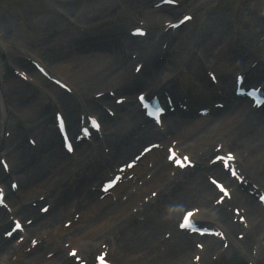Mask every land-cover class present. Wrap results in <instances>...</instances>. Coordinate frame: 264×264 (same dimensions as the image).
<instances>
[{
    "label": "bare ground",
    "instance_id": "bare-ground-1",
    "mask_svg": "<svg viewBox=\"0 0 264 264\" xmlns=\"http://www.w3.org/2000/svg\"><path fill=\"white\" fill-rule=\"evenodd\" d=\"M129 5L139 6L137 0L134 2L129 1ZM139 11L142 16H145L143 17L145 20L148 19L150 21L149 18L154 20L159 18V14H157L158 11ZM91 12L93 13V11ZM75 15L79 22L81 18L84 19L85 16L81 11H78ZM90 15L91 19H94L98 14ZM137 16H140V14H129L126 23H133ZM163 17L167 18L165 19L166 22H169L167 15ZM194 20L195 18L192 17L188 23L186 22L187 27L190 26ZM199 20L202 21L203 19ZM139 22L140 21H138V23ZM210 22L212 21L205 22L203 28L204 33L206 32L212 37H207V39L209 38L207 42H204L205 40L200 37H195V40H192L194 44L193 47L187 46L184 49L178 47V44H183L186 35L185 33L178 34L174 32L177 34L172 37V42H167L168 46L165 48V60L167 64L157 65L155 63L156 61L153 60L151 55H156V48L158 47H155V41L150 43L145 42L141 45L142 50L140 51L143 56H139L140 60H144L143 57L146 56L147 63H152V65H148V70L153 71L150 74L151 78L149 81L144 77L143 79L140 78V74H132L129 65L124 67L127 64L123 62H121V64L118 59H112L108 55L95 54L97 55L95 60L89 61L81 59L82 61L80 62H71L70 59L67 58L70 56L69 53H83L81 49L82 42L79 41V38L71 41L65 39L67 41L66 43L53 44L54 46H52V48H54V50L58 49L57 56H61L62 54L66 55V62H53L49 52L43 53V57L39 53V55L34 57V61L37 63L40 62L42 68L46 72L57 79L62 78L67 82L68 87H70V90L76 96H82L84 101L82 113L87 116L98 114V112L92 111L87 105L88 101L93 100V98L97 96V93H119L121 89L130 92L135 88L130 89L131 86L129 85L134 83L141 87L145 86L147 93L151 97L166 99L173 95L175 96L174 99H176V101L179 100L180 104L183 106L190 107L193 110L198 106L201 107L200 110L209 109L211 114H216V116L213 119L204 118L190 122L186 117L181 115L183 116L182 122L184 128H178V139L175 140L172 145L175 147L178 146V153L182 154V156H179L181 161L187 162V159H189L187 162L188 164H192L193 162L198 165V167H194L193 169L195 172L197 170L196 174H198L199 177L193 183L192 187H190V189L192 188L191 191L188 189L187 194H184V192L177 195L174 201L173 197H165L166 190L170 189L171 183L174 184L177 180L180 182L181 180L185 181L188 177L186 175L188 172L182 174L180 168L176 171L173 164H171V166L167 164L166 167H168V169L176 172L173 176L175 178L173 181L170 177L166 178L164 181V178H161L162 175L156 174L147 181L143 188L138 189L137 193H126L128 196L127 200L125 203L120 201L118 207H112L113 204L105 201L104 203L101 202V206L99 207L98 205L96 209L84 208L83 204L69 190L72 185L68 186L64 176L67 173L66 171L72 169V167H69L68 162L57 159V151L54 150L55 142L48 144L47 137H42L40 146L41 149L43 148V162L37 161L35 163L33 157L29 159V152L27 150L21 151L16 148L17 145L11 144L14 148L9 151V156H7L10 161V173H15L21 168L25 170V172L22 171L21 174L13 177L18 183L19 189H22L21 191L23 194H28L27 198H31L38 189L41 190L37 192L43 191L40 195L50 192L48 195L53 198V203L50 201L53 205L51 211L45 216H39L35 210L25 209V207L21 205H19L16 210H13V214L17 213V215H20L25 221L29 220V218H33V223L35 224L27 227V237L16 247V250L15 248H11L10 240L3 239L7 254L16 255L20 253L28 248L31 240H34L37 241L39 245L37 248L42 249L41 246H43L45 249L41 252L34 250L24 256L21 255L19 259L20 264H26V262H30V264H76L77 259H84V261L90 260L91 264H98L96 261H93L91 255L93 248L89 247L91 246L90 243L96 240L99 244L97 245V249L100 251L102 250V252L106 250L108 252L107 258L111 256L115 264H211L222 252L234 258L237 256L240 257V254L245 255L251 263L254 261V264H257L260 257H264V227L263 230L260 231H256V229L253 230V228L257 227L256 223L259 222L260 217L263 216L264 213V111L260 110L261 113L258 114L259 110L257 109L251 110L250 112L244 110L245 113L243 115L231 117V115L225 113L221 109L215 108V104L218 103L217 100H220V98L217 97L218 93L212 95L211 92L205 89H196L194 85H192L193 82L190 79L192 76L191 74L196 70L198 77H204L203 68L205 62H207L209 68H214L213 71L216 72L220 84H228L230 88L234 87L233 82H231L230 73L232 66H236L234 58L239 57V55L237 54L236 48H233L235 45L231 43L233 42L232 38H230L229 45L224 43L228 38L225 37L227 28ZM80 37L84 38L82 36ZM218 41H220L219 45L223 47L221 50L225 51V53L221 51L216 53L217 50L215 52L213 51L212 45ZM107 42L104 44L111 45L109 41ZM195 49L198 51L197 55L199 57L193 58L191 55ZM4 51L5 45L0 41V56H3L2 54ZM65 51L66 54H64ZM181 51H188L189 53L181 54ZM184 59H186V61H184ZM169 64L171 68L164 71L163 67ZM22 66L28 69L31 67L29 64H23ZM250 67L251 65L246 64L244 70L248 71ZM125 69L127 71H125ZM31 76L38 81L34 83L36 86H42L46 91L48 88L46 99H52L55 104L60 105L59 107L64 109L67 120L70 123L69 126L71 130H74L72 126H74V122L76 123V119L80 116V114H77V109L75 113H69L75 106L74 99H72L68 93L57 90L38 72H34ZM11 82L10 88H8L7 85L5 87L7 91L3 89L0 91V100L5 104L7 101L5 98L8 95L9 99H13L15 105L21 107L19 94L26 91L25 85L23 86L19 83L20 81L16 82L12 80ZM50 87L58 91V93L53 95L54 93L50 90ZM79 88L85 89V93L80 91ZM122 90L121 93L123 92ZM20 91L21 93H19ZM194 94L195 97H197L196 99L193 96ZM83 97L86 99L84 100ZM211 97H217V100L211 99ZM39 101L42 102L41 98H39ZM96 101L99 107H104L106 105L103 100L97 99ZM195 101L197 103H195ZM212 101L213 103H211ZM24 102L26 105L21 107V111L29 120L34 121V118L37 120L36 118L39 115L37 114L38 106L35 101L25 100ZM11 105L13 104L11 103ZM137 110L142 116L143 112L142 110L140 111L139 106ZM193 112L194 111H192V113ZM120 113L123 114L120 115ZM35 114H37L36 117H34ZM117 114L119 116V118L117 117L118 122L114 123L109 128H104L105 131H108V134L111 133L112 135L114 134V136L122 134L126 129L121 125L124 121H128L130 125L132 121L134 124H139L140 119H135V121L132 120L131 112L127 113L119 109ZM29 120L28 122H30ZM175 122L180 123L181 121L175 120ZM42 131L46 133L47 128H44ZM72 133L73 131L71 134ZM54 134V140L55 138L57 140L58 136L56 137L55 131ZM247 137H249V139ZM10 140L13 139H8V141ZM108 140H111V138L108 137ZM8 141H4L5 145L9 144ZM176 141L179 142L175 143ZM2 142L0 141V147L4 145H1ZM215 144L217 147L221 145V150H228V153L233 155L234 162L232 165L237 167L236 169L239 174L245 176V184L251 186L249 189L246 188V185H238L236 179L231 177L229 171L224 169V164L222 162H209L208 165L203 163L202 160H205V158L207 159L208 156L211 157L214 155L213 158H215L218 155H222V153L218 151L220 149H217V147L214 148ZM122 153L124 156L128 154L129 148ZM98 157L102 156L99 155ZM186 157L187 159H185ZM155 160H157V158ZM163 160L164 158L157 160L156 164L162 163ZM85 161V158H80L78 160V166H80V162L83 163ZM27 164L28 166H26ZM52 164L55 165L50 168ZM38 165L44 167L46 165L50 169V171H46L48 174L38 171L36 169ZM102 165L105 166L106 163L103 162L100 166H97L95 174L98 175L102 171L107 170V168L104 167L99 172ZM153 168H155V165ZM164 171H167V169ZM200 171L205 174L203 175ZM146 172H150L149 168H147ZM206 175L209 179H205ZM3 177L4 176L0 174V179H3V182L10 180V177ZM211 179L223 182L227 194L224 195L218 192L212 186ZM163 181L164 186L158 185L159 182ZM56 182L57 184L54 186L53 184ZM12 184L14 185V181H9V187H11ZM35 184H38V186ZM250 189L254 190L255 193L261 192L259 195L261 199L253 198L250 195ZM124 190L126 191L127 187H124ZM7 191L11 196L15 194L11 188ZM165 200L169 201L171 204L165 205ZM28 201L29 200H27V202ZM146 201H149V203L145 204ZM67 202L68 206L66 207ZM186 202L187 205H194V209L197 210L199 208L207 209L208 207L211 209L207 211V213L195 212L193 217L203 225H210L212 231H214L213 236H201L200 234L184 230L181 231L179 225L177 227V217L174 209L180 205H185ZM162 203H164V222L158 220L161 222L158 224L157 216L160 215L159 212L161 211L158 212V210L163 209ZM125 206H135L137 215H128L125 212ZM71 207L76 208L75 213L82 211V209H85V211L82 213L83 217L80 218V223L77 224L80 226L78 228L74 227L73 229H69L67 234V232L65 233L62 229H59V227L63 218L71 216ZM100 208L106 213L102 211L95 213V210ZM152 209H155L154 213H152ZM101 216H104L105 221L108 220L110 221L109 223H112V230L109 231L111 234H108L107 231L103 235H97L101 229L94 234L93 231H95V229L97 230L101 225V220L97 222L96 218ZM150 221V229L148 230L146 226H148ZM147 230V233H151L147 234ZM45 234L46 238L44 239ZM234 234L237 235L235 238H233ZM15 235H17V233ZM57 242L63 244V246L70 243L73 249L78 251L76 256L70 257L67 254L61 256L57 249ZM85 242H87V245H84ZM45 250L52 254L50 257L51 259L45 258ZM99 255L101 256V254ZM98 259L97 253V260Z\"/></svg>",
    "mask_w": 264,
    "mask_h": 264
},
{
    "label": "rangeland",
    "instance_id": "rangeland-1",
    "mask_svg": "<svg viewBox=\"0 0 264 264\" xmlns=\"http://www.w3.org/2000/svg\"><path fill=\"white\" fill-rule=\"evenodd\" d=\"M129 1L134 2L135 0H0V34L6 38L5 43H4L5 51L2 54L3 56H0V70H2V74L0 76V83L2 85L1 91L2 89L4 91H7L5 90V87L7 85V87L10 88V84L12 83L11 82L12 80L16 82L20 81L19 83H21L23 86L25 85L24 87L26 88V91L22 93L21 91L19 92L21 93L19 94L20 95L19 100L21 101V107L26 105L24 101L25 100L28 101L27 99H29V97L32 95V98L35 99L34 101L36 105L38 106L37 114L39 115L36 118L37 120H35V118H34V121L29 120L24 115V113L21 111V107L18 105H15L13 99L12 98L9 99L8 95L5 98L7 100L5 104H3L4 102L0 100V140L4 137L3 135L4 130L8 132L16 131V134L12 137L13 140L8 141L9 144L5 145V147L1 149V154H6V156H9L8 155L9 151L11 149L13 150L14 148L11 144L17 145L16 148L21 151L27 150L29 152V157H30L29 159H32V157L36 156L37 154H42L43 148L39 151L38 147L41 143L42 137L47 135L42 130L44 128L46 129L47 124L52 123L54 120V108L53 107L55 106L50 101V99L49 100L46 99V94H45L48 91V88L46 91L42 86L28 85V83L19 79L18 75L15 74V70H17L18 73L24 74L26 76L27 74H29V72L26 70V67L22 65L31 64L29 59H34V57L39 54H41L43 57V53L45 52H49L51 54L50 56L53 62L54 61L55 62L65 61L66 55L62 54L61 56H57L58 49L54 50L52 46H54L53 44L66 43L67 42L66 40L71 41L73 39L72 37L78 34L76 32V29L80 28L82 29L83 32L84 31L87 32L88 29H91L88 32V36L91 37L95 35L96 33L95 28H100L105 25L107 26L108 24L114 23V26L119 25L120 27H124V28L131 27L132 25H134L137 19L145 17V16H142L139 10L156 11L155 0L154 1L153 0H137V3L139 5L137 7L135 5L130 6ZM179 1L181 2L180 7L175 8V10H171V12H165V14H182V11L185 10L187 11V13L194 14L195 16H200L204 14L206 16L214 15L215 17L212 16L210 18L212 19V22L210 23L223 26V28L226 27L230 33L229 37L233 39L232 40L233 42L231 43L234 44L235 41L238 40V43H237L238 48L248 49L247 56H244L243 60H245V58H247L248 60L257 59L259 62L264 64V0H179ZM78 11H81V13L85 14V16H84V19L81 18L80 22H78L76 26L74 23V19H69L66 16V14L75 15ZM91 11H93V13ZM90 14H98V15L96 18L91 19ZM129 14H133V15L140 14V16H137L136 20L133 21V23H126L127 17L129 16ZM157 14H159V18H156L155 20L149 18L151 20L150 25L152 27L151 30L153 31V35L150 34V36L152 37H149L150 39H148V42H153V40L156 41V38H155L157 36L156 31L158 30L159 26L162 25L161 22H163L166 19L163 17L164 11H160V12L158 11ZM98 23H102L103 25L100 24V27H98L97 25ZM198 26H199V21L195 20L194 24L192 25L193 30L190 33V36L192 39L195 37L196 34L197 35L199 34ZM202 37L205 40L204 42H207L208 39L212 36L210 34H207L206 32L205 33L202 32ZM207 37L209 38L207 39ZM85 38H82V39L79 38V41L82 42L84 41L83 39ZM87 40L83 42L84 46L86 45L85 43ZM219 44H220V41L215 42L212 45V49L214 52L220 47ZM188 45L191 46L192 41L186 40L184 42V46H188ZM161 47L164 49L163 41H161ZM111 49L112 48H110L109 51H111ZM97 50L98 49L96 47H93L89 49V51L86 49L85 51H83L82 54L69 53L70 56L67 58H69L71 62H80L82 61L81 59L89 60V61L95 60L97 56L95 54L108 55L112 59L116 58L114 56L115 53L113 52V50L111 52L109 51L98 52ZM184 53H189V52L181 51V54H184ZM64 54H66V51ZM80 57H84V58H80ZM152 57L154 60L155 55ZM130 59L131 58L125 59L128 61L127 63L124 62L122 59H119V61L120 63L123 62L127 64L124 67L131 65L132 68H134V64L133 63L131 64ZM160 61H164V55L161 57ZM34 68L35 70H37V67H34ZM153 70H156V69H153ZM234 70L235 68L231 69L230 76H232V73ZM125 71L127 70L125 69ZM149 72L150 70H148L147 68L146 72L140 78L143 79L144 77L147 80H149ZM26 79H27V76H26ZM34 80L37 81L36 79ZM47 81H50V80L47 79ZM54 87L57 90H59L56 86ZM134 88L135 89H132V91L130 92H128L127 90L121 89L123 92L121 93V90H120L119 94L120 96L123 95V96H128V97H135L139 92L145 91V86L143 87L136 86ZM79 89L80 91L85 93V89H82V88H79ZM50 90L54 93L53 95L58 93V91H55L54 89H52V87H50ZM41 96H43V98ZM74 97L75 98L78 97L76 99V102L78 104L82 103L81 102L82 96L77 95ZM39 98H41L42 102L39 101ZM83 98L86 99L85 97ZM103 98L101 100L104 101ZM94 101L95 100H90L88 102V105L92 109H94L96 106V103ZM106 101L109 103L108 98ZM11 103L13 105H11ZM101 113L103 114L102 117L104 121L107 119L106 123L108 125H113L114 123L118 122L117 117L119 118V116L114 117L113 115L111 117H108V112L106 108H103ZM37 114H35L34 117H36ZM121 114L123 113H120V115ZM108 118H111V119H108ZM28 120L30 122H28ZM168 123H169L171 131H174V130L178 131L179 130L178 128L180 129L184 128L183 122L177 123V122L169 121ZM121 125L126 128L124 130L126 131L130 123H128V121H124L122 122ZM26 128L27 130H25ZM28 131H31L32 134L29 133ZM33 134H35V136L37 135L38 137L36 138ZM168 135H169V139L173 137L171 136L172 134H168L166 131V136ZM29 137H32L35 140L36 142L35 146H31L28 143ZM247 138L249 139V137ZM49 141L51 142V139ZM49 141H47L48 144H49ZM136 141L137 139L133 137H122L118 140L117 144L124 148H127V147L132 148ZM93 146H95V148H92ZM101 147H103L104 149ZM216 147L217 146L215 144L214 148ZM217 149H221V145L218 146ZM80 150L85 151L86 161L83 164H86L87 167L89 165H93L94 161L100 162V159H98V156H99L98 150H100L101 154L110 153L108 151L113 152L110 155L103 154L105 161L113 160V163L115 162L118 163V161L120 162V160L123 161L125 159V158L123 160L121 159L120 157L121 151L118 150L116 147H111V150H110V148L108 149L107 147L102 146L99 142H95L92 145H83L82 147L78 149V153ZM220 151L223 153L228 152V150H220ZM162 155H164V153ZM77 157L78 156H75V155L69 158L65 157L64 161L71 163L73 166V169L67 170L66 171L67 173L65 174V176L63 175L64 177H67L72 172H77L76 170H77L78 165H75L74 163L70 162V161H73ZM210 158H212V156L211 157L208 156L207 159L205 158V160H202L203 163L205 165H208V163L210 162ZM55 164H52L50 168L54 166ZM26 166H28V164ZM195 167H198V165L195 164ZM36 169L40 172H44V174H48L46 173V171H50V169L46 165L45 167L42 165H38ZM2 171H3L2 164L0 162V173L1 174H2ZM22 171L25 172V170L21 168L20 170L15 172L14 175L17 176L21 174ZM144 171L146 170H141L140 174L137 175L138 178L134 182L133 187L136 185L135 188H138V187L140 188L141 185L144 183L143 180L139 181V178H141V176L146 173V172L144 173ZM90 173L91 172L89 171H84L81 173L79 177L81 181V186H82L81 196H83V198L85 199L86 198L88 199L87 194L90 191V189H87V188L89 187V183L93 179L91 177H87ZM152 173L154 172L152 171ZM185 173H187L186 174L188 176L187 179L185 181L181 180V182L176 181L174 182V184L171 183L170 189L166 190L167 192L165 194V197H173V201H174L177 195L182 194L184 192H185L184 194H187L188 189L192 187L193 183L196 181V179L199 176L198 174H196L197 170L195 172L194 169H189V170L187 169L186 171L182 172V174H185ZM204 174L205 173H203V175ZM171 176L173 175L171 174L169 176V171H166L162 173L161 178H164V181H165L166 178H169ZM174 179L175 178H172V181ZM205 179H208L207 175L205 176ZM167 180H171V179H167ZM164 181L159 182L158 185L164 186ZM1 184L7 187V185L4 182ZM56 184L57 182L54 183L53 185L56 186ZM238 184L242 185V183H238ZM35 185L38 186V184H35ZM91 188H92V185H91ZM21 190L22 189H20L21 195H23L22 197L25 200H28L29 199L27 198L28 194H23ZM38 190H41V189H38ZM38 190L35 191L34 196L35 195L37 196L43 192V191L37 192ZM191 190L192 188L190 189V191ZM48 193L50 192H47V194ZM253 193L254 192H252L250 195L253 198L255 197V199H258V196L260 195V193H255V194ZM79 194L77 196H79ZM114 197H115V194H114ZM119 197L120 195H117V192H116V199H119ZM14 199H15L14 201L18 202L21 199V196L16 195ZM113 202L117 203V201H113ZM170 204L171 203L169 201H166L165 203V205H170ZM161 205H163V209L158 210V212L161 210L159 212L160 215L157 216L158 224L161 223L158 220H162L164 222V203H162ZM67 206H68V202L66 204V207ZM128 208L129 209H128L127 214H132L134 216L137 215V213L134 212V209H132V206H128ZM192 208H195L194 205H187V202H186L185 205H180L179 207L174 209V212L177 217V220H176L177 227H178L180 218L183 215V213ZM198 210L199 212L207 213V211H210L211 209H209L208 207L207 209L199 208ZM154 212H155V209H152V213ZM102 217L103 216L96 218L97 222L101 220L100 221L101 225L97 228V230L95 229V231H93L94 234H96V232L100 229L101 230L100 232H98L97 235H103L107 231H108V234H111L109 233V231L112 230V227H111L112 223H109L110 221L108 220L105 221V219ZM139 218H142V217H139ZM150 224H151V221L148 224V226H146L148 230L150 229ZM256 224H257V227L253 228V230L255 229L256 231L263 230L264 213H263V216L260 217L259 222H257ZM207 227L211 228V226H207ZM148 230L146 231V233L148 232ZM150 233H147V234H150ZM236 236L237 235L234 234L233 238H235ZM97 242L96 240H93L92 243H90L91 246H89L93 248V251L91 254L93 260L97 253L99 254L102 252V250L100 251L99 249H97V245H99ZM84 245H87V242H85ZM63 248L64 249H62L61 251L62 254L66 252V248L65 247ZM240 255H241L240 257L237 256L236 258H234L230 256L229 254L222 252L220 256L217 259H215V261L211 264H254L255 263L254 261H252L251 263L245 255H242V254ZM107 259L110 260L111 262L114 261L111 256H109V258ZM257 264H264V257H260V259L257 261Z\"/></svg>",
    "mask_w": 264,
    "mask_h": 264
},
{
    "label": "snow or ice",
    "instance_id": "snow-or-ice-1",
    "mask_svg": "<svg viewBox=\"0 0 264 264\" xmlns=\"http://www.w3.org/2000/svg\"><path fill=\"white\" fill-rule=\"evenodd\" d=\"M18 227H19V225H18Z\"/></svg>",
    "mask_w": 264,
    "mask_h": 264
}]
</instances>
